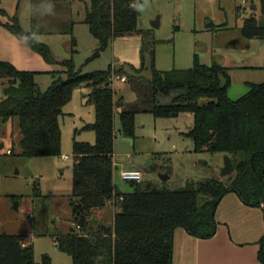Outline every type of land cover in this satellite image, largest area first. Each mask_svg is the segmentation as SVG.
I'll list each match as a JSON object with an SVG mask.
<instances>
[{
  "label": "trees",
  "instance_id": "obj_1",
  "mask_svg": "<svg viewBox=\"0 0 264 264\" xmlns=\"http://www.w3.org/2000/svg\"><path fill=\"white\" fill-rule=\"evenodd\" d=\"M28 1L31 12L37 15L51 9L61 14L71 4V0ZM248 1L255 9L239 30L245 39L264 41V0ZM140 3L90 0L84 23L98 41L95 57L116 38L138 32ZM257 10L261 19L256 16ZM0 13L5 14L2 9ZM0 25L46 63L66 68L65 72L50 73L53 77L65 74V80L58 77L41 91L36 82L38 73L20 71L0 61V124L17 120L21 156L61 157L58 119L62 109L75 88L84 85L90 90L88 103L94 107L95 121L82 130L92 131L95 143H73L72 187L78 198V204L72 207L75 227L55 242L58 251L71 257V264H171L174 230L182 228L197 239L213 237L216 207L230 192L246 206H262L264 212V82L248 84L245 95L231 100L227 95V69L217 63L201 65L196 56L193 66L186 70L157 71L152 65L150 79L142 76L143 66L131 74L111 66L82 74L75 70L72 59L58 62L47 45L34 39L43 30L25 32L16 18ZM71 44L76 47L73 38ZM115 76L123 78L133 91V102L115 98L111 87ZM137 113H150L157 119L190 114L193 125L184 135L191 139L194 152L228 155L233 174L224 181H190L175 190L143 181L129 182L131 192H118L114 186V118L119 117L118 133L131 139ZM113 197L123 200L117 204L112 220L104 224L94 212L108 206ZM91 219L98 223L91 224ZM259 245L258 259L264 264V237ZM0 264H36L33 247L22 235L0 233ZM40 264H51L49 256H43Z\"/></svg>",
  "mask_w": 264,
  "mask_h": 264
},
{
  "label": "rangeland",
  "instance_id": "obj_2",
  "mask_svg": "<svg viewBox=\"0 0 264 264\" xmlns=\"http://www.w3.org/2000/svg\"><path fill=\"white\" fill-rule=\"evenodd\" d=\"M27 2L0 0V9L5 12L0 13V24L16 18L25 32L43 30L34 39L47 45L58 62L72 59L75 70L82 74L105 71L110 66L122 67L131 74L143 66L145 79L151 78L152 65L157 71L190 69L194 57L199 62L205 61L213 46L238 43L235 36H239L242 22L252 13L248 0H141L137 7L138 32L116 38L95 57L98 41L84 23L90 0H71L67 11L56 14L51 9L44 15L31 12ZM255 13L261 19L259 11ZM156 18L159 26L152 28L151 22ZM0 27L8 36L12 35ZM72 38L76 41L74 48ZM33 54L35 60H27L26 68L21 70L39 74L36 82L41 91L47 90L58 77L66 79L65 74L55 77L50 74L65 72V67L50 65L37 53ZM111 87L115 98L122 97L125 103L135 100L123 78L115 76ZM89 91L84 85L75 88L58 119L61 154L69 160L21 156L17 120L0 124V146L3 145L0 148V233L24 236L25 243L33 247L36 264H40L43 256H49L51 264L72 262L70 256L58 251L55 242L75 227L72 207L78 204V198L73 195L72 187L73 143H95L94 133L82 130L95 121L94 107L88 103ZM192 125L190 114L157 119L150 113H137L131 143L118 133L120 123L115 115V189L120 193L132 191L130 183L120 179L121 168L138 170L143 174L144 183L171 190L183 188L190 181L226 180L229 176L219 177L222 155L194 152L191 139L184 135ZM163 174H167V180H161ZM94 216L104 224L109 223L113 211L106 206L95 211Z\"/></svg>",
  "mask_w": 264,
  "mask_h": 264
},
{
  "label": "crops",
  "instance_id": "obj_3",
  "mask_svg": "<svg viewBox=\"0 0 264 264\" xmlns=\"http://www.w3.org/2000/svg\"><path fill=\"white\" fill-rule=\"evenodd\" d=\"M8 35L0 27V61L24 70L26 61L35 60V55L25 43ZM237 35L238 43L213 46L205 61L199 62L205 66L217 63L227 69L230 76L227 95L231 100L245 95L248 84L264 82V41L245 39L241 32ZM214 220L215 234L209 239L194 238L182 228L174 230L171 264H262L258 259L259 242L264 237L262 206H246L230 192L218 203Z\"/></svg>",
  "mask_w": 264,
  "mask_h": 264
},
{
  "label": "built area",
  "instance_id": "obj_4",
  "mask_svg": "<svg viewBox=\"0 0 264 264\" xmlns=\"http://www.w3.org/2000/svg\"><path fill=\"white\" fill-rule=\"evenodd\" d=\"M141 1V0H138ZM244 3V1H243ZM134 6V5H133ZM7 153H9V151H7ZM61 159L63 160H69L68 156H61ZM114 166L115 168L117 167V163L114 161ZM120 179L122 181L125 182H136V183H140L143 181V174L135 169H125V168H121L120 172ZM123 198L119 197V198H115L113 197L111 200L108 201V206L112 208L113 212L115 213L118 209L117 204L122 201ZM77 230H79V227H76Z\"/></svg>",
  "mask_w": 264,
  "mask_h": 264
},
{
  "label": "water",
  "instance_id": "obj_5",
  "mask_svg": "<svg viewBox=\"0 0 264 264\" xmlns=\"http://www.w3.org/2000/svg\"><path fill=\"white\" fill-rule=\"evenodd\" d=\"M250 8L253 10V9H255V6L251 5ZM158 26H159V18H156L155 20H153L151 22V27L152 28H158ZM118 112H120L119 109H118ZM123 140L132 143V140L129 138H124ZM2 146L3 145H1L0 148H2ZM222 156H223V165L220 168L219 177L220 178H226V177L231 176L233 174L234 166H233V163L231 161V158L228 155H222ZM61 172H63V170H61ZM160 178H161V180H167L168 176H167V174H163V175H160ZM16 207L17 206L15 205V208ZM89 222L93 225H96L98 223V220L91 219ZM2 233H4V232H2Z\"/></svg>",
  "mask_w": 264,
  "mask_h": 264
}]
</instances>
